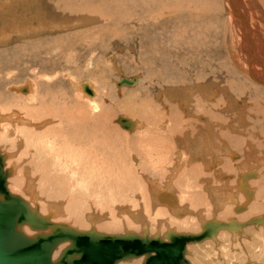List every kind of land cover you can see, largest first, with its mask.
Wrapping results in <instances>:
<instances>
[{
  "label": "rangeland",
  "instance_id": "obj_1",
  "mask_svg": "<svg viewBox=\"0 0 264 264\" xmlns=\"http://www.w3.org/2000/svg\"><path fill=\"white\" fill-rule=\"evenodd\" d=\"M175 1L176 3H172L174 11H168L166 8V11L160 12L161 17L157 23L150 21L148 26H143L141 22L143 16L154 15L155 10L142 12V8L138 6L137 9L130 0H0V110L8 111V113L16 111L23 120L28 121H25L28 124L29 122L35 123V121L36 124L43 122L44 126H38L40 127L39 132L52 127L59 129L61 127L59 126L60 116L64 118L63 121L66 124L68 117H63L64 110L66 113L81 112L82 117L86 119L82 121V126L79 123L81 129L84 123L90 129L92 127L93 136L98 144H101L99 143L101 136L107 135L104 136L108 137L109 144L106 141L105 145L108 148L96 143L92 156L94 160L100 161L99 158L102 157L107 160L108 174L100 173L99 168L96 169L98 173L91 172L85 167L86 169L79 171V175H84L97 186L88 187L84 180L78 185L75 183L76 188L67 189L83 195L84 200L82 201L85 205L88 201H96L94 196H99V200L100 196H107L106 199H101L102 201L98 200L94 208L89 207L92 203L83 207L86 212L89 211L84 216L89 214L95 218L94 226H102L105 222H109L107 227H111L112 223H115L114 220L121 224L125 223L121 215L116 218L106 216L107 212H110L108 206L113 210H117V206L124 210L127 207L128 211L137 218L138 215L146 214L144 215L148 228L146 233L150 237L158 234L163 239L166 238L164 235L171 223L173 225L170 228L173 232L196 234V232H202L200 215L203 220L217 219L221 222L226 221V223L233 218L236 223L239 221L244 223L242 234L237 237V240L231 239L229 232L225 231L222 237L217 236L219 242L212 239L208 241L209 243L199 242V244L190 245L186 251L188 253L186 258L191 264H264V228L259 225L253 228L248 223L253 220L252 217L264 214V165H261L263 166L261 169L256 160L264 157V87L252 82L245 67L243 68L245 58L238 45L240 37L237 36L239 35L237 30L239 28L231 22L233 19H230L226 0ZM133 2L137 4L139 1ZM256 14H252L254 20H258L257 17H259L261 21H264L261 14L257 16ZM261 21L259 27L255 26V29L264 36V24H261ZM261 60L264 61L263 58ZM122 78H136L137 83L132 87H118L117 84ZM26 85H30L29 89H31L26 97L10 89L17 88L20 91V88H25ZM85 85L90 87L92 96L78 90L79 86ZM210 92H213L214 96ZM32 96H37L38 99L41 97L43 103L37 104ZM183 98L189 103L188 106ZM92 104H95L96 108L91 107ZM168 118L171 122L167 121ZM120 119H125L130 123V125L128 123V128L119 122ZM165 124H167L165 128L161 129V125ZM207 125L210 127H206ZM203 127L207 134H210L208 128L211 132L215 129L213 134L218 141L226 137L225 139L231 143L230 147L237 150L239 156L237 163L239 160L244 162L247 157L251 162L250 166L248 164L249 169H253L252 166L256 171V167L260 169L259 174L263 180L258 175L260 180L256 179L259 180V187L252 186L256 190L254 191L255 199L252 198L246 203L245 209L238 212L229 210L214 212L211 200L206 198L209 189L207 191L202 186L208 183L214 186L213 189L221 192L219 188H222L230 179L232 181L236 174L228 176L218 173L222 177L228 176L220 180L215 170L208 172L200 167L196 168V172L185 170L176 184L178 191L190 192L193 195L196 193L191 201L184 199L188 204L194 205V215L188 211L186 213L188 216L185 218L186 214L182 217L166 214L157 217L158 211L155 213L156 209L154 210L148 201L136 195L140 192L137 188H140L142 183L143 187L148 189L150 181L163 179V176L168 173L165 169L164 175L161 171L162 167L155 169L149 166V161L159 154L156 151H160V149L155 150L152 144L157 146L162 140L164 142V139L172 138L169 142L171 144L165 149V156L171 164L173 154L180 149L185 150L183 149L185 147L183 136L186 132L192 133L193 129L199 130ZM29 130L33 129L29 128ZM83 131L89 135L88 129H83ZM62 135L51 134L43 137L54 140V148L58 146L57 149H61V153L58 152L59 157L56 156L55 151L50 149L46 150L47 153L44 150H38L39 153H36L35 144L40 142L37 138L36 140L30 139L33 143L28 149L26 140L16 142L17 140L13 141L11 138L9 140L4 138L0 146V149L6 153L11 152L8 158L9 163L12 160L17 161L18 169H21L24 178H27L25 170L29 171L28 176L33 179L35 194L39 189L43 192L45 200L40 199V196L38 198L43 203L40 205H43L46 210H48L46 208L48 204L50 207L57 202L60 208H64L66 204L63 199L52 197L51 192L49 194L50 188L47 187L49 184H43L45 178L43 179L44 176L39 168L43 169L38 163L41 164L40 161L45 160L49 162L47 166H50L47 169L53 176L63 175L67 168L63 169L58 165L61 162L60 159L63 162L65 159L66 161L72 160L68 155L63 157V153L75 155L73 151L81 152L78 145L70 146V142L73 145L74 142L81 141V136L84 138L83 134L78 135L80 140L73 137L72 133ZM149 138L151 141H148ZM139 139L142 141L140 144ZM180 142L184 145L182 143L181 146ZM69 147L73 149L72 153L69 152ZM243 149L245 152L249 151L251 156L245 155ZM37 154L40 156H36ZM80 155L81 159L77 160H80L82 164L84 157L82 153ZM31 157L35 162L31 161L33 160ZM56 161L59 162L56 163ZM53 167L57 168L53 170ZM165 167L168 168V164ZM33 169L35 175L31 174ZM232 169L238 172L241 168ZM86 173H89L91 178H88ZM104 176L107 177L106 181L101 179ZM98 182H100L99 185ZM103 182L109 185L102 184ZM115 182L119 184V187ZM10 188L14 189V187ZM67 190L64 189V193H68ZM14 192L22 194L23 197L27 196L21 188ZM89 193H94V195L91 196ZM36 201L38 202V199ZM89 208L93 209L89 210ZM104 209L106 210L105 215L101 212ZM198 209L202 211L201 214ZM126 212L127 210L121 213L129 216ZM261 216L264 217V215ZM56 219L66 220L64 223H69L67 216L58 215ZM86 219L82 218L84 223L81 228L90 227ZM247 219L249 220L246 221ZM147 220H150L151 226L148 225ZM134 222L132 219H127L126 223L129 226H124L125 229L120 228L119 223L120 226L116 232L109 229L104 233L105 235H122L131 230L130 233L141 236L144 225L138 221V223ZM166 222L170 224L169 227ZM66 247L67 244H64L63 248ZM64 249H58L57 252L61 254ZM58 255L55 253L56 257ZM129 261L120 264H141L137 259Z\"/></svg>",
  "mask_w": 264,
  "mask_h": 264
},
{
  "label": "bare ground",
  "instance_id": "obj_2",
  "mask_svg": "<svg viewBox=\"0 0 264 264\" xmlns=\"http://www.w3.org/2000/svg\"><path fill=\"white\" fill-rule=\"evenodd\" d=\"M83 1V0H82ZM132 2V5H134L136 8L138 6H140L142 8V12L145 11V13H147L148 11H153L155 10V13L154 15L152 16H149V15H144L143 16V19H142V25L143 26H148V24L151 22L153 23H157V21L160 19V12L162 10H165L166 11V8L168 9V11H174L175 9L172 8V3H176L175 0H136V1H139L137 2V4L133 1L135 0H130ZM179 0H177L178 2ZM182 0H180L181 2ZM227 1V8H228V11H229V16H230V19L232 18L233 21V24H236V26L239 28L237 30L238 34L237 36L240 37L239 39V44L240 45V48L241 50L243 51V54H244V60H245V64L243 66V68L246 70L247 72V75L249 77V79L256 83V84H260L264 87V61L261 60V58L264 59V36L261 35V33L259 31H257V29H255L256 27H259V23L261 21V18L257 17L258 20L257 23L256 21L254 20V16H252L253 13H257V14H261L262 17L263 14H264V0H226ZM81 3V2H80ZM131 5V6H132ZM106 6V4H105ZM140 8V9H141ZM81 9V8H80ZM138 9V8H137ZM78 11V10H77ZM181 11V10H180ZM173 14V13H172ZM256 14V16H257ZM260 15V16H261ZM169 19V18H168ZM176 22V21H175ZM261 24H264V21H261ZM256 26V27H255ZM261 27V25H260ZM261 30V29H260ZM263 32V31H262ZM259 42V43H257ZM262 43V44H261ZM243 58V56H242ZM237 59V58H236ZM243 60V61H244ZM242 64V63H241ZM239 66V65H238ZM241 67V66H240ZM242 68V67H241ZM242 68V69H243ZM259 73H257L256 71ZM244 71V70H243ZM153 76V75H152ZM30 85L27 86L25 88H20V91H18L17 88H10L11 91H14L15 93H19L21 95H24L25 97L30 93L31 89H29ZM90 88V87H89ZM88 88L87 85L85 86H79L78 87V90L81 92H84L86 93L87 95L89 96H92V92L91 90ZM81 89V90H80ZM211 95L214 96V93L213 92H210ZM26 94V95H25ZM32 95V94H31ZM205 95V94H204ZM34 99V101L37 102V104H42V100L37 96H32ZM30 99V98H29ZM31 99V100H32ZM43 99V98H42ZM88 99V98H86ZM202 98H200L201 100ZM26 100V99H25ZM182 101V99H180ZM184 100V103L188 106L189 103H187L186 99L183 98ZM204 100V99H203ZM202 100V101H203ZM21 102V101H20ZM201 102V101H200ZM202 103V102H201ZM27 104V103H26ZM251 106V105H250ZM91 107L93 108H96V105L95 104H92ZM233 107V106H232ZM40 108V107H39ZM38 108V109H39ZM42 108V107H41ZM58 108V107H57ZM55 109V107H54ZM232 109V108H231ZM26 110V109H25ZM74 110V109H73ZM227 110V109H226ZM229 110V109H228ZM21 111V110H20ZM41 111V109H40ZM52 111V110H51ZM75 111V110H74ZM238 112V111H236ZM11 113V114H10ZM23 113V112H22ZM21 113V114H22ZM45 113V112H44ZM250 113V112H249ZM28 114V113H27ZM33 114V113H32ZM195 114V113H194ZM37 115V114H36ZM47 115V114H46ZM54 115V114H53ZM52 115V116H53ZM63 117L67 118L68 120L66 121V124L65 122L63 121V119L61 118L60 116V124L59 126H61L59 129L58 127L56 128H49L48 130H45V129H41L42 132H39V128L38 126H44L43 122L40 123V124H36V121L35 123L33 122H29V124L27 123L28 121L27 120H23V118H21L19 116V114L16 112V111H11L8 113V111H1L0 110V146H1V143L3 142V139L7 138L8 140L11 138V140L15 141L16 142H21V141H25L26 140V146H27V149L29 147V145H32L33 142H30V139H35L37 138L38 140L37 141H40L38 143L35 144V152L36 153H39V151H45L47 149H50V150H53L55 151L56 153V156L59 157V153L61 151V149H57L54 148V140H49V139H46V138H43L44 135H55V136H59V135H62V134H66V135H69L70 133H72V136L73 137H76L77 140H80V138H78L79 136L78 135H81L83 134L84 135V138L81 136V141L78 142V143H73V145H71V142H70V146H74L75 144L78 145V147L80 148L81 152L77 153V152H74V154H67V152H64L63 153V157L64 155H68V157L72 160H69L66 161L65 159V162H63L62 159L61 162L59 161H56V163H58V165L65 169H66V172H63V175H59V176H56L50 172L49 169V166H47V164L49 162H46L45 160H41L38 165L41 166V168L43 170H41L39 168V171L40 173L42 174L43 179L45 178L43 184L45 185V183L49 184L47 187L50 188V191H49V194L50 192L53 194V196H55L57 199H63L64 200V203L66 204V206L63 207L64 208H60L59 205H57L56 203L51 205L49 207V204L47 205V209H45V207H43V205H40L41 200H39V196L41 197L40 199H43V192L38 191L37 194H35L36 191H34V186H33V179L29 178L28 176V173L29 171L25 170L26 171V176L27 178H24V175L21 171V169L19 168L18 169V162L17 161H13L11 163H9L10 160H8V158L10 157V153H6V151H3L2 149H0V156L4 158V161H3V170L4 172L8 173V177H7V180H6V186H7V190L10 192V194H13V195H16V196H20L24 201L25 203L29 206L30 209L32 210H37L39 212V214L41 216H44V217H48L49 221L51 222V226L52 227H48L47 229L45 230H32L29 226L27 225H24L22 226V228L20 229L21 232H23V234L28 237V238H33V237H36V235H47V234H50L52 232V228L54 229H57L56 227L58 225H61V226H67V227H70L71 229H74V230H77L79 232H88L90 230H94L96 233H99V234H105L104 232L105 231H109V229H111V231H117L118 228H119V223L118 221L114 220L115 223H112L111 227H107L108 226V223H104L102 224V226H94L93 225V222H94V219L92 216H90L89 214L87 216H84L86 215L88 212H86V210H84L83 207L85 206H89L91 205L92 203V206H89V207H96L95 204H97L98 200H99V196H94V199L96 201H93L90 202L88 201L85 205V202H83L82 200V196L83 195H79L77 194L74 190H67V189H73V187L76 186V184L78 185V183H81V181H84L86 180L87 182V185L88 187H95L97 186L96 183H93L92 180H88L84 175L83 176H80V170L81 169H84L85 167L87 169H89L91 172H98L96 169L99 168L100 170V173H105V174H108L109 171H107V160L104 159L103 157L102 158H99L100 161L97 160H94L93 159V156L94 155V151H95V144L98 142H96V138H94L93 136V133H92V127L91 129L84 123V126H83V129H88L90 132L88 133L89 135H86L83 131V129L80 128L79 126V123L81 124L82 126V121L86 120L85 118L82 117V113L81 112H67L64 110V114H62ZM227 115V114H226ZM27 116V115H26ZM30 116V115H29ZM48 117V116H47ZM51 117V116H50ZM49 117V118H50ZM220 117V116H219ZM229 117V116H228ZM232 117V116H231ZM29 118H32V117H29ZM28 118V119H29ZM170 118V117H169ZM168 118L167 121L171 122V120ZM26 119V118H25ZM51 119V118H50ZM27 121V122H25ZM48 121V120H47ZM136 121V120H135ZM45 122V121H44ZM88 122V121H87ZM119 122H121L119 120ZM127 122V121H126ZM169 122H166V123H169ZM104 123V122H103ZM128 123H125V126L126 128H128ZM189 123V122H188ZM242 123V122H241ZM47 124V123H46ZM105 124V123H104ZM210 124L211 126V123L208 122V125ZM226 124V123H224ZM30 125V126H29ZM91 125V124H90ZM130 125V123H129ZM167 124L165 125H161V129H164ZM206 126V127H210V126ZM227 125V124H226ZM231 125V124H230ZM234 125V124H233ZM187 126V125H186ZM189 126V125H188ZM229 126V125H227ZM28 128V129H27ZM29 128L33 129V130H29ZM102 128V127H101ZM171 128V127H170ZM188 128V127H187ZM103 129V128H102ZM168 129V128H167ZM191 128H189L190 130ZM204 127L202 129L199 128V130H192V133H189V132H186V134L184 135L183 133V141L185 142V147L183 149H185L184 151H181V149L179 151H176L174 154H173V162H171V164L168 163V158L167 156H165V149L169 147V142H171V137L167 140L164 139V142L163 140L157 144V146H155V144H152L154 146V148H156L155 150H159L160 151H156L158 152V156L155 158V159H152L151 161H149V166L150 167H153V168H160L162 167L161 171L162 173L164 174V170L167 169L168 170V173L163 176L164 178L163 179H158V181H150L149 182V187L147 189V187H143V183L141 185L140 188H137L140 189V192L136 195H138L139 197H141L144 201H148L150 204H151V207L153 208L154 207V210H155V213L157 212V217H159L160 215H164L166 214L167 216L168 215H175L177 217L179 216H184L188 211L192 212L193 215L195 213V210L193 209V206L191 203H187L184 201V199L186 198V201L189 200L191 201V199L193 197H195V194L193 195L192 193H187V192H182V191H178L179 188H177L176 184L178 183V179L181 178L180 176L182 175V173H184V170H187L186 168L189 167V166H192L191 167V170H187L188 172L190 171H194L196 172V168H200L201 166V169L203 168L204 171L206 170H209V169H212V168H217L219 166V163L223 160L222 158H224V160L230 162V164L232 163L234 166H232V168H236V167H239L241 169H238V172H239V175L237 177V175L235 176L236 177V181H235V186H237V188L241 191V195H242V198L239 199L237 201V199L235 200V194L232 192V190H224L225 193L223 196L222 195V192L224 191H221V192H218L216 191V189H213L211 186H209L208 184H204L202 187L203 189L207 190L209 189V192H208V197H206L207 199L209 198V200H211L212 202V208L215 210L214 212H217L218 211H224V210H229L230 212L231 211H241L242 209L244 210L245 209V206H246V203H248L249 201H251L252 198L255 199V193L252 186H255L256 185L258 186L259 184V177H260V169L258 170V167H261V169H263L261 165H264V163L262 161H264V157L262 159H256L258 160V163L260 166L256 167L257 171L255 170V167H251L253 169H249L250 167V164L251 162H249L248 158L245 157L247 160H245L244 162H240V160L238 161L237 163V158L239 157L238 154H237V150H234L230 147V144L225 138H223L222 141H218L215 137H214V130H210V128H208V131H210V134H207V132H204ZM170 130V129H169ZM186 130V129H185ZM102 131V130H101ZM168 131V130H167ZM206 131V130H205ZM234 133H235V129H233ZM51 132V133H49ZM146 132V131H145ZM169 132V131H168ZM171 132V131H170ZM177 133H179L180 131H175ZM174 132V133H175ZM260 132V131H259ZM105 133V132H104ZM226 133V132H225ZM97 134V133H96ZM146 134V133H145ZM189 134H194L192 137L191 136H188ZM227 134V133H226ZM225 134V135H226ZM263 134V133H262ZM105 136H107L106 134H104ZM101 136V139L99 141V143L101 144H98V145H106V143L108 142L107 139L108 137L106 138L105 136ZM163 135V134H162ZM224 136V134H222ZM63 136V135H62ZM71 136V137H72ZM146 136V135H144ZM164 136V135H163ZM178 136V134H177ZM235 136V135H234ZM239 136V135H238ZM53 137V136H52ZM96 137V136H95ZM149 137V136H148ZM42 138V139H40ZM56 138V137H54ZM98 138V137H97ZM240 138V137H238ZM36 140V139H35ZM56 140V139H55ZM67 140V139H66ZM178 140V139H177ZM5 141V140H4ZM7 141V140H6ZM68 141V140H67ZM72 141V140H71ZM75 141V140H74ZM95 141V142H94ZM107 141V142H106ZM138 141V140H136ZM148 141H151V138L148 139ZM8 142V141H7ZM59 142V141H58ZM140 139H139V144H140ZM145 142V141H144ZM147 142V141H146ZM155 142V141H154ZM12 143V142H11ZM35 143V142H34ZM179 143V142H178ZM183 143V142H182ZM182 143L180 142V145L182 146ZM264 143V142H263ZM13 144V143H12ZM62 144V143H61ZM67 144V142H66ZM109 144V142H108ZM56 145V144H55ZM69 145V144H68ZM95 145V146H94ZM148 145V144H147ZM151 145V144H149ZM184 145V143H183ZM38 146V147H36ZM40 146V147H39ZM264 146V145H263ZM262 146V147H263ZM63 147V146H62ZM61 147V148H62ZM67 147V146H66ZM65 147V149H66ZM107 147V146H105ZM150 147V146H149ZM157 147H159L157 149ZM188 147V149H187ZM240 147V146H239ZM53 148V149H52ZM70 149L69 152H71V147H69ZM74 148V147H73ZM77 147L75 146V150ZM83 148V150H82ZM99 148V147H98ZM108 148V147H107ZM153 148V149H154ZM264 148V147H263ZM64 149V148H62ZM97 149V148H96ZM187 149V150H186ZM234 151H232V150ZM249 149V148H248ZM6 150V149H5ZM17 150V149H16ZM39 150V151H38ZM100 150V149H99ZM98 150V151H99ZM111 150V149H110ZM244 150V149H243ZM251 150V149H249ZM260 150V149H259ZM49 151V150H48ZM105 151V150H103ZM109 151V150H108ZM247 151V150H246ZM261 151V150H260ZM245 152V150L243 151ZM242 152V153H243ZM259 152V151H258ZM47 153V152H46ZM54 153V152H53ZM61 153V152H60ZM72 153V152H71ZM83 155L84 157V163L80 164V160H77V159H81V154ZM152 154L154 152H151ZM13 154V153H12ZM17 154V153H16ZM78 154V155H77ZM103 154V153H102ZM104 154H106V152H104ZM251 154V153H250ZM249 154V151L245 152V155H250ZM257 154V153H256ZM23 155V154H21ZM44 155V154H42ZM49 155V153L47 154ZM98 155V153H97ZM145 155V154H144ZM36 156H40L39 154H37ZM77 156V157H76ZM251 156V155H250ZM12 157V156H11ZM28 157V156H27ZM26 157V158H27ZM35 157V156H34ZM47 157V156H46ZM55 157V156H54ZM76 157V158H75ZM108 157V156H107ZM147 157V156H146ZM262 157V156H261ZM32 158V157H31ZM43 158V157H41ZM109 158V157H108ZM19 159V158H18ZM33 159V158H32ZM50 160V158H48ZM54 159V158H53ZM76 159V161H75ZM147 159V158H145ZM150 159V158H149ZM252 159V158H251ZM26 160V159H25ZM28 160H30L28 158ZM118 160V159H117ZM244 160V159H243ZM254 160V159H253ZM31 161H34L31 160ZM115 161V160H114ZM147 161V160H146ZM255 161V160H254ZM35 162V161H34ZM212 164L210 165L209 163ZM168 164V168L165 167L166 164ZM256 163V161H255ZM45 164V165H44ZM84 164V165H83ZM118 164V163H117ZM218 164V166H217ZM225 164V163H224ZM249 164V166H248ZM257 164V163H256ZM27 165V164H26ZM35 165V163H34ZM215 165V166H214ZM47 166V167H46ZM57 166V165H56ZM58 166V167H59ZM105 166V167H104ZM110 166V164H109ZM113 166V165H112ZM111 166V167H112ZM34 167V166H33ZM125 167V166H124ZM226 167V165H225ZM27 168V167H26ZM30 168V167H29ZM32 168V167H31ZM57 168V167H56ZM53 167V170L56 169ZM85 168V169H86ZM104 168V169H102ZM229 169L232 171V173H234V169ZM47 169V170H46ZM200 169V171H201ZM223 169V167H222ZM226 169V168H225ZM154 170V169H153ZM218 170V168L216 169ZM32 171V175H35V170H31ZM120 171V169H119ZM122 171V170H121ZM160 171V172H161ZM186 171V172H187ZM62 172V170H61ZM187 172V173H188ZM230 172V171H229ZM16 173V175H15ZM99 173V172H98ZM121 173V172H120ZM204 173V172H203ZM94 174V173H92ZM103 174H100V175H103ZM186 174V173H185ZM189 174V173H188ZM195 174V173H194ZM198 174V173H197ZM236 174V172H235ZM87 177L89 176V173H86ZM95 175V174H94ZM199 175V174H198ZM206 175V174H205ZM218 175V173L216 174ZM227 175V173H226ZM259 175V177H258ZM37 176V175H36ZM108 176V175H107ZM192 176V174H191ZM196 176V174L194 175ZM193 176V177H194ZM222 176V175H221ZM220 176V177H221ZM230 176V175H228ZM228 176H225L224 178L228 177ZM88 178H91V176H89ZM107 177H103L101 179H104ZM190 178V177H189ZM218 178V177H217ZM233 178V177H232ZM256 178H258L259 180H257ZM261 178V177H260ZM100 179V180H101ZM120 179V178H119ZM213 179V178H212ZM262 179V178H261ZM264 179V178H263ZM262 179V180H263ZM115 180V179H114ZM154 180V179H152ZM106 181V180H105ZM264 182V180H263ZM53 183V184H52ZM76 183V184H75ZM116 183V182H115ZM75 184V185H73ZM100 184V182H98V185ZM102 184H107V182H103ZM113 184V183H112ZM13 185V186H12ZM41 185V184H39ZM109 185V184H107ZM116 185H118L119 187V184L116 183ZM114 185V187L116 186ZM214 185V184H213ZM106 186V185H105ZM193 186V185H192ZM209 186V187H208ZM10 187H14V189L12 190ZM83 187V186H82ZM102 187V186H101ZM127 187V186H126ZM259 187V186H258ZM15 188H18L16 190H23L24 193L27 195L26 197H23L21 195H19L18 193L16 194L14 191ZM41 188V187H40ZM76 188V187H75ZM78 188V187H77ZM122 188V186H121ZM224 188V187H223ZM221 188V189H223ZM226 188H230L229 186H226ZM236 189V187H234ZM64 189H66L68 191V193H64ZM117 189V188H116ZM115 189V190H116ZM219 189V190H221ZM262 189V187H261ZM41 190H44V189H41ZM95 190V189H93ZM127 190V189H126ZM203 190V191H205ZM86 191V190H85ZM96 191V190H95ZM21 192V191H20ZM47 192V191H46ZM59 192V193H58ZM91 192V191H89ZM94 192V191H93ZM128 192V191H127ZM182 192V193H181ZM200 192V190H199ZM227 192V193H226ZM92 193V192H91ZM89 193L91 196L94 195ZM97 193V192H96ZM148 193V194H147ZM82 194V192H81ZM85 195V192L83 193ZM103 194V193H102ZM101 194V195H102ZM46 195V194H45ZM88 195V194H87ZM104 195V194H103ZM189 195V196H188ZM118 196V194H117ZM206 196V195H205ZM238 196V195H237ZM239 196H240V193H239ZM238 196V197H239ZM1 197V196H0ZM37 197V198H36ZM50 197V198H52ZM88 197V196H87ZM105 197V198H104ZM119 197V196H118ZM124 197V196H123ZM237 197V198H238ZM85 198V197H84ZM89 198V197H88ZM97 198V199H96ZM107 196H100V200L99 201H102L101 199H106ZM110 198V197H109ZM197 198V197H196ZM38 199V202L36 201ZM195 199V198H194ZM198 199V198H197ZM45 200V198H44ZM110 200V199H109ZM200 200V199H199ZM48 201V200H47ZM58 201V200H57ZM62 201V200H61ZM111 201V200H110ZM46 202V201H45ZM53 202V201H52ZM51 202V203H52ZM96 202V203H94ZM112 202V201H111ZM110 202V203H111ZM114 202V201H113ZM200 202V201H199ZM202 202V201H201ZM208 202V201H207ZM100 203V202H99ZM103 203V202H102ZM105 203V201H104ZM103 203V204H104ZM122 203V202H121ZM120 203V204H121ZM146 203V202H145ZM43 204V203H42ZM109 204V203H108ZM117 204V203H116ZM208 204V203H207ZM244 204V205H243ZM45 205V204H44ZM57 205V206H56ZM101 205V204H100ZM105 205V204H104ZM113 205V204H112ZM251 205V204H250ZM253 205V204H252ZM106 206V205H105ZM103 206V207H105ZM122 206V205H121ZM108 210L110 212H107V215L108 217L110 218H116L118 217V215H121L123 217V221H125L124 224H121L120 228H124V226H129L127 225L126 221L127 219H132V221H135L136 223H140L143 226V229H142V232L145 233L147 232V223H145V216L146 214L143 213V216L142 215H138V218L135 217V215H132L130 211H128V208L126 207V209L124 210V208H119L117 206V210H113L112 208H110V206H108ZM131 207V206H130ZM204 207V206H203ZM93 208H89V210L93 209ZM135 208V207H134ZM130 209V208H129ZM204 209V208H203ZM96 210V209H95ZM99 210V209H98ZM127 210V214L129 216H126V214L124 213H121L122 211H126ZM153 210V211H154ZM212 210V209H211ZM100 211V210H99ZM199 211V209H198ZM196 211V212H198ZM92 212V211H91ZM90 212V213H91ZM101 212H103V215L104 212H106V210L104 209L103 211L101 210ZM137 212V211H136ZM135 212V213H136ZM201 210L199 211V214H201ZM133 213V212H132ZM147 213V212H146ZM101 214V213H100ZM142 214V213H141ZM215 214V213H214ZM63 216V217H66L67 216V219H68V222L71 223H64L65 221H62V220H57L56 219V216ZM145 215V216H144ZM206 215V214H205ZM261 215H264V214H259L257 216H254L252 217L253 220H250L248 223L250 226H252L253 228H257V227H263L264 228V217L261 216ZM142 216V217H141ZM188 214H186L184 216L187 217ZM87 218V223L90 225V227L88 228H81V225L82 223V218ZM148 217V216H147ZM197 217V216H196ZM201 215H200V221H201V224L202 225V228L204 230V228L206 227H209L211 226V223L209 222L211 219H205L203 220V218L201 219ZM205 218V217H204ZM120 219V218H119ZM213 219V218H212ZM113 220V219H112ZM112 220L110 222H112ZM170 220V219H169ZM173 220V219H172ZM217 219H213V221L211 222H221V220H217ZM249 219H247L246 221H248ZM102 221V220H101ZM120 221V220H119ZM138 221V222H137ZM148 221V225L151 226L150 224V220H147ZM146 221V222H147ZM246 221L244 220V222L246 223ZM122 222V220H121ZM134 222V223H135ZM172 222V221H171ZM243 221H239L236 223L235 219L233 218H230L229 222L227 221H223V223H225V225H227L226 227H222L221 229L217 230L216 233L214 234V236L212 238H209V239H205L203 240L202 242H208L210 240H214V241H218L219 237L217 236H220L222 237V234L225 232V231H228L229 234L231 236V239L234 238V240H237V237L238 236H241L242 234V230H243V225L244 223H241ZM96 223V222H94ZM118 223V224H117ZM167 223V222H166ZM178 223V222H177ZM175 224H176V221H175ZM186 224V223H185ZM243 224V225H242ZM75 225V226H73ZM110 225V224H109ZM132 225V224H131ZM168 227L170 226L169 223H167ZM173 224L171 223V226ZM179 225V224H178ZM177 225V226H178ZM184 225V223H183ZM259 225V226H258ZM79 226V227H77ZM170 226V227H171ZM180 226V225H179ZM215 226V225H214ZM160 227V226H159ZM169 227V230L167 231V233H169L171 230V228ZM184 227V226H183ZM182 227V228H183ZM122 228V229H123ZM176 228V227H175ZM181 227H179L180 229ZM231 228V229H229ZM262 228V229H263ZM150 229V228H149ZM173 229V228H172ZM227 229V230H225ZM229 229V230H228ZM104 230V231H102ZM137 230V229H136ZM202 230V231H203ZM110 231V232H111ZM245 231V230H244ZM243 231V232H244ZM128 233L130 232L127 231ZM247 232H249L247 230ZM199 233H201V231H199ZM260 233V232H259ZM133 234V233H131ZM196 234H198L196 232ZM259 235V234H258ZM256 236V235H255ZM152 237V236H151ZM227 238V237H226ZM242 238V237H241ZM163 239V238H161ZM166 241V239H163ZM233 241V240H232ZM200 242V243H202ZM219 242V241H218ZM209 243V242H208ZM64 244H67V247H69L70 243L69 241H64L62 242L61 244H59L55 250L53 251V254H52V260L53 261H56L58 258H59V255L60 253L57 252L58 249H64L63 248V245ZM195 244H199V243H192V244H188L186 246V251L188 250V248L190 247V245H195ZM212 244V243H210ZM66 247V248H67ZM65 248V249H66ZM64 249V250H65ZM55 253H58L59 255L56 257L55 256ZM188 254V253H187ZM140 260V263L142 264L143 261H144V257H141V258H134V259H130V260ZM129 261V260H127ZM124 262V261H122ZM130 262V261H129ZM121 262H118V264H120ZM124 264V263H123ZM136 264V263H135Z\"/></svg>",
  "mask_w": 264,
  "mask_h": 264
},
{
  "label": "water",
  "instance_id": "obj_3",
  "mask_svg": "<svg viewBox=\"0 0 264 264\" xmlns=\"http://www.w3.org/2000/svg\"><path fill=\"white\" fill-rule=\"evenodd\" d=\"M136 78H122L118 87H132ZM125 126L126 120L120 119ZM4 158L0 156V264H118L134 258L144 257L142 264H191L186 258V246L212 238L217 230L226 227L223 222H211L198 234L166 233V241L158 234L150 237L124 233L105 235L93 229L79 232L67 226L58 225L50 234L28 238L21 228L45 230L51 226L48 217L32 210L20 197L7 190L8 173L3 170ZM215 225V226H214ZM64 241L70 245L52 260L55 248Z\"/></svg>",
  "mask_w": 264,
  "mask_h": 264
},
{
  "label": "crops",
  "instance_id": "obj_4",
  "mask_svg": "<svg viewBox=\"0 0 264 264\" xmlns=\"http://www.w3.org/2000/svg\"><path fill=\"white\" fill-rule=\"evenodd\" d=\"M191 137H192V136H191ZM192 138H193V137H192ZM185 146H186V145H185ZM187 149H188V147H187ZM187 149H186V150H187ZM222 159H223V160L219 163V166H218V164H217V166H218V167H217L218 170H216L217 168H216V169H215V168H212V169H209V170H206V171L209 172V171H214V170H215L216 173H220V174H224V175H226V173H227V175L235 174V173H232L231 170H229V169H231L232 166H234V165L231 163V164H232V166H231L230 162L224 160V158H222ZM224 163H225V164H224ZM209 164L211 165L212 162L209 163ZM225 165H226V167H225ZM192 166H193V165H192ZM192 166H189V167H187L186 169L188 170V169L190 168L189 170H191V167H192ZM214 166H215V165H214ZM201 167H202V166H201ZM222 167H223V169H222ZM225 168H226V169H225ZM189 170H188V171H189ZM184 171H185V170H184ZM196 171H197V170H196ZM229 171H230V172H229ZM190 172H192V171H190ZM236 175H239V172H236ZM216 176H218L220 180L225 179V178H224L225 176H224V177H222V176L220 177L219 175H216ZM159 181H160V180H159ZM235 181H236V177H234L232 181H231V179H230L229 182L227 181V182H225V184L222 183V184H224V186H223L224 188L222 187L223 189H221V188H219V189H221L220 191H224L225 189H226V190H232V192L235 191V192H233V193L235 194L234 197H235V200L237 199V201H238L239 199L242 198V195H241L242 193H241V191L237 188V186H235V184H234ZM207 184H208V183H207ZM208 185H209V184H208ZM212 185H213V184H212ZM209 186H210V185H209ZM226 186H229L230 188L227 189ZM211 187L214 188V186H211ZM234 187H236V189H235ZM222 193H223V195H224L225 191L222 192ZM226 193H227V192H226ZM239 193H240V196H239ZM237 195H238L239 197H238ZM237 197H238V198H237ZM240 197H241V198H240Z\"/></svg>",
  "mask_w": 264,
  "mask_h": 264
}]
</instances>
